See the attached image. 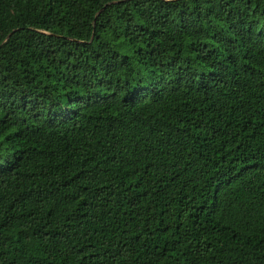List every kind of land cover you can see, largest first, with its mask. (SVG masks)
Here are the masks:
<instances>
[{"label":"trees","instance_id":"obj_1","mask_svg":"<svg viewBox=\"0 0 264 264\" xmlns=\"http://www.w3.org/2000/svg\"><path fill=\"white\" fill-rule=\"evenodd\" d=\"M0 264H264V0H0Z\"/></svg>","mask_w":264,"mask_h":264}]
</instances>
